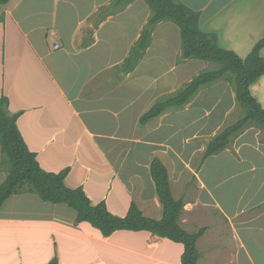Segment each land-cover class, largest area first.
Returning <instances> with one entry per match:
<instances>
[{
	"label": "crops",
	"instance_id": "1",
	"mask_svg": "<svg viewBox=\"0 0 264 264\" xmlns=\"http://www.w3.org/2000/svg\"><path fill=\"white\" fill-rule=\"evenodd\" d=\"M112 1L8 0L0 7V99L5 96L9 112L18 113L16 124L27 147L44 170L59 172L68 167L65 185L81 186L92 203L103 200L110 212L122 216L134 202L143 215L155 219L161 217L162 207L149 169L152 158L158 157L167 168L173 197L183 199L181 227L189 232L206 227L197 248L200 243L207 249L204 256L199 253L198 261L244 264L247 259L264 264L260 238L264 194L259 196L264 186V131L248 126L231 138L227 148L202 159L209 130L236 106L226 80L206 91L200 89L183 108L167 109L140 124L139 117L158 97L191 79L197 63L181 58L177 27L162 21L154 26L151 42L135 68L123 72L121 63L150 14L141 0L121 8ZM178 1L198 12L203 32L215 34L223 48L239 57L244 58L264 34V0ZM260 55L264 57V47ZM250 90L264 108V75ZM213 91L214 100L207 102L205 97ZM226 94L230 103L209 128L213 107L208 106L216 107ZM167 129L169 134H165ZM176 135L179 141H171ZM186 144H190L188 150ZM5 175L0 168V184ZM110 181L127 197L120 212L108 207ZM56 204L20 192L0 207V224L16 227L18 233L19 264H27L21 240L26 226L46 225L50 231L54 251L47 250L42 264L55 253L59 264H76L77 257L88 264L99 254L92 246L105 248L107 259L120 250L134 256L137 263L145 262L150 259L145 252L166 239L128 230L102 237L89 223H75V211L70 220L63 219L67 210ZM207 215L218 217L221 229H216L218 224L208 225L209 220L205 224ZM245 232L256 236L252 246L259 249L256 260L246 249L241 234ZM121 237H128L129 242L125 244ZM36 238L34 234L31 241ZM135 239L140 245L133 243ZM72 242L78 246L76 255L68 249ZM218 246L223 252L216 250Z\"/></svg>",
	"mask_w": 264,
	"mask_h": 264
},
{
	"label": "trees",
	"instance_id": "2",
	"mask_svg": "<svg viewBox=\"0 0 264 264\" xmlns=\"http://www.w3.org/2000/svg\"><path fill=\"white\" fill-rule=\"evenodd\" d=\"M133 0H113L114 7H123ZM151 14L140 35L131 45L127 56L121 63V69L132 71L143 57L151 42L154 26L162 21L172 22L178 29L180 38V56L182 59H198L217 64L211 70H201L185 82L180 88L158 97L139 117V123L161 115L167 109L178 110L187 105L204 86L219 80H226L234 95L235 105L243 110V116L234 123L221 128L205 145L202 159L219 153L226 148L231 138L244 128L255 126L264 131V108L253 96L251 84L264 75V57L260 50L264 47V34L244 57H239L231 50L223 48L215 34L203 32L199 27V14L178 0H143ZM8 0H0V7ZM3 16H0V19ZM8 99H0V166L6 171L0 184V207L11 195L20 192L36 194L42 201L64 203L76 213L75 223L87 222L97 229L102 237H109L117 230L147 231L152 235L181 243L183 251L180 264H197L199 252L197 241L205 228L189 232L179 224L183 208V199L172 195L168 171L158 158L150 162V176L154 182L155 192L162 207L159 219L143 215L134 202L126 214L118 216L110 212L102 200L92 204L81 186L70 188L64 183L68 167L59 172L41 168L36 153L29 150L18 127V113H10ZM46 264H59L55 253Z\"/></svg>",
	"mask_w": 264,
	"mask_h": 264
},
{
	"label": "rangeland",
	"instance_id": "3",
	"mask_svg": "<svg viewBox=\"0 0 264 264\" xmlns=\"http://www.w3.org/2000/svg\"><path fill=\"white\" fill-rule=\"evenodd\" d=\"M141 2L143 3V5H145V8L149 11V14H151V10L147 6V4L143 0H141ZM173 27H176V26H173ZM175 29H177V28H175ZM177 31H178V29H177ZM193 61H195L197 63V67H196V69L193 70L190 77H192L193 75H195L196 73H198L201 70H211V69L216 68V66H217V64L215 62H211V61H203V60H198V59H193ZM217 82H215V83H217ZM184 83H182L181 86ZM215 83H213V84H215ZM213 84L202 87L201 91H206L205 89L209 88L208 86H211ZM181 86H178L177 88H180ZM166 92H167L166 94H169L172 91H170V92L166 91ZM219 94H221V91ZM214 97H215V94L213 91V94L211 93V94L207 95V97H205V98L208 102V101H213ZM222 98H223L222 102H220L216 107L212 103L209 104V106H208V107H213L210 111L211 115L209 116V119H210L209 128L215 126L216 122L218 121V118L220 117L221 111H223L228 106V104L230 103L229 94L224 95ZM241 116H243V110L239 106H235V108H233V110L228 114V116H227V118H225V120L224 119H223V121L220 120L217 127H215L213 129V131H212V129L209 130V133H208L209 137L207 139H211L213 137L214 133L217 132L219 128L221 129V128H224L225 126H228V125L234 123ZM188 131H189V129L184 130L183 133L188 132ZM165 134H169L168 129L166 130ZM202 138H205V137H201V140L203 141ZM171 141H177L178 142L179 138L176 135V136L171 138ZM206 143H207V141H206ZM185 146H186V150H188L190 148V144H186ZM136 154H137V152H134V155H136ZM199 159H201L200 156L196 157L194 162H196ZM167 162L170 163V160L167 159ZM0 168H1V166H0ZM1 170L6 174V171L3 168H1ZM68 171H69V168H68ZM173 171H175V170H173ZM171 172H172V169H171ZM172 176H173V172H172ZM64 183H65V179H64ZM107 188L108 189L110 188L109 193L107 192V195H106L109 209H111L112 211H115V212H118V211L120 212L119 207L121 206L122 208H124L127 205L126 195L123 194V192L119 189L118 185H116V188H115V185L112 181H110L108 183ZM262 194H264V186H263L259 196ZM92 204H94V203H92ZM56 205H57L56 207H60L62 209L67 210V212L64 213L65 217L63 219L66 220V218H67L70 220V217H72L71 213H73V216L75 215L74 210L69 208L65 204H56ZM126 209H128V207ZM126 209H125V211H126ZM253 211H254V209L251 210V212H253ZM161 214H162V212H161ZM217 218L215 215H207L205 217V220H203V221L206 224L207 223L206 221L209 220L211 223L209 222L208 225L215 226L216 224H218L215 226L216 229H221V227H222L220 225L221 221L219 220V218L217 220ZM56 219H58V217ZM86 225L88 227L90 226V224L89 225L86 224ZM46 227H47L46 225H34V226L23 227V230H22L23 231V237L21 240L23 241V250L25 251V257L24 258L26 259L27 264H42V262L44 260L43 255L45 253H47V250H50V253L53 254L54 246L51 243V239L49 237L50 231H47L48 229ZM14 228H16V227L3 226L2 224H0V264H19L20 258H19V255L17 254V250H16L17 243L15 242L19 238L16 236V235H18V233ZM204 228H206V227H204ZM53 230H55V229H53ZM120 232L121 233H132V232H128V231H120ZM257 232H260V231H257ZM141 233H145V232H141ZM34 234L37 235V238L35 240L31 241ZM241 234L245 238V242H246V246H247L246 249L251 253L252 257L256 260L259 249L252 247L254 244V241H255L254 239L256 238V236H254V234L251 235L248 232H245L244 234L241 233ZM260 234H261L260 238H262L261 240H264V234L261 232H260ZM117 235H121V234H117ZM139 235H142V234H139ZM257 235L260 236L259 233H257ZM67 236H73V234L67 232ZM121 238L125 242V244H127V242H129L128 237H126V238L121 237ZM63 239H64V237H63ZM48 240L50 241V244L48 243ZM225 241L227 243L228 248L230 249L231 248L230 242L228 243L227 242L228 240H226V239H225ZM133 243L140 245V241H138L137 239H135L133 241ZM219 244H220V241H219ZM219 244H215V245H219ZM130 246H131V244H130ZM89 248H90V245L87 247V250H89ZM91 248L93 250L95 249V251H97V253H99V254L97 255V259L91 258V260L88 262V264H179L180 257H181L182 251H183V245L181 243L172 242L168 239H160V240H158V245L156 247L151 248L148 252H145L146 255L149 256L150 259L146 260L145 262L143 260L142 261L140 260V262L137 263L134 259V256H131L128 253L122 252L120 250L114 252L112 255V258L107 259L103 255L104 252L106 251L105 248H101L100 246L99 247L92 246ZM68 249H74L75 254H73V255H76L77 250H78L77 243L72 242L68 246ZM197 249H198V252L200 254H202V256H204V252L207 249V247L205 244L198 243ZM216 250L218 252H223L222 251L223 248L221 246L216 247ZM100 253L102 256L100 255ZM27 259H28V261H27ZM73 261L76 264H78V263L83 264V259L79 258V257H77ZM68 262H70L69 259H68ZM199 262H200V264H206L204 259H202L201 261L199 259L198 264H199ZM218 263H220V260L218 261ZM63 264H68V263L65 261ZM242 264H243V262H242ZM244 264H252V263L249 260L245 259Z\"/></svg>",
	"mask_w": 264,
	"mask_h": 264
}]
</instances>
